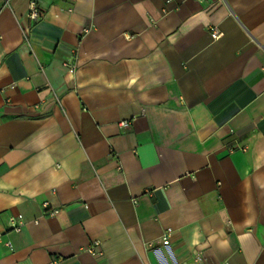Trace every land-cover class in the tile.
Listing matches in <instances>:
<instances>
[{
    "label": "crops",
    "instance_id": "1",
    "mask_svg": "<svg viewBox=\"0 0 264 264\" xmlns=\"http://www.w3.org/2000/svg\"><path fill=\"white\" fill-rule=\"evenodd\" d=\"M29 1L0 0V264H264V0Z\"/></svg>",
    "mask_w": 264,
    "mask_h": 264
},
{
    "label": "built area",
    "instance_id": "2",
    "mask_svg": "<svg viewBox=\"0 0 264 264\" xmlns=\"http://www.w3.org/2000/svg\"><path fill=\"white\" fill-rule=\"evenodd\" d=\"M8 0H4V3H6ZM29 6H28V10L26 13V16H28L32 21L34 20H38L41 16V11L39 8V5L37 4V2H35L34 0H30L29 1ZM210 35L213 39H217L219 38V36L221 35L220 30L218 29L217 26H214L211 28L210 31ZM68 70L70 72L73 71V67L69 66ZM132 120L131 119H122L121 121L118 122V125L121 129H125L128 128L131 124ZM245 147H242V149H244ZM44 206L47 207V202L44 203ZM57 209L54 210H50L49 214H54V212H56ZM37 222V221H35ZM9 223H10V228L11 230H14L16 232H20L21 231V227L24 224V217L21 214H17V215H12V217H10L9 219ZM170 230V229H169ZM6 244H8L9 247H12V244H10V242H6ZM95 244H98V242H95ZM90 251V249H88ZM202 260V256L198 255L196 257V261L200 262Z\"/></svg>",
    "mask_w": 264,
    "mask_h": 264
}]
</instances>
